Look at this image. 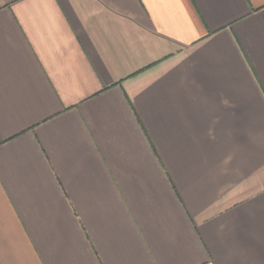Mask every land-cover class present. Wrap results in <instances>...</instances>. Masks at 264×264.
<instances>
[{
    "label": "crops",
    "instance_id": "crops-1",
    "mask_svg": "<svg viewBox=\"0 0 264 264\" xmlns=\"http://www.w3.org/2000/svg\"><path fill=\"white\" fill-rule=\"evenodd\" d=\"M0 264H264V0H0Z\"/></svg>",
    "mask_w": 264,
    "mask_h": 264
}]
</instances>
